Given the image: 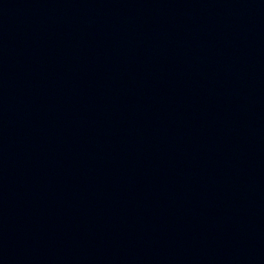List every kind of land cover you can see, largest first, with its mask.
Returning <instances> with one entry per match:
<instances>
[{
    "label": "water",
    "instance_id": "obj_1",
    "mask_svg": "<svg viewBox=\"0 0 264 264\" xmlns=\"http://www.w3.org/2000/svg\"><path fill=\"white\" fill-rule=\"evenodd\" d=\"M0 264H264V0H0Z\"/></svg>",
    "mask_w": 264,
    "mask_h": 264
}]
</instances>
